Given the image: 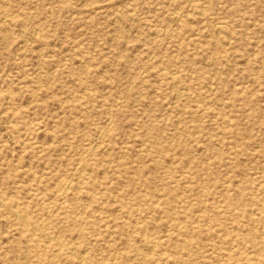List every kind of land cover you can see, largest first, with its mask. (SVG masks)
<instances>
[{
    "label": "rangeland",
    "instance_id": "rangeland-1",
    "mask_svg": "<svg viewBox=\"0 0 264 264\" xmlns=\"http://www.w3.org/2000/svg\"><path fill=\"white\" fill-rule=\"evenodd\" d=\"M0 197V264H264V0H0Z\"/></svg>",
    "mask_w": 264,
    "mask_h": 264
},
{
    "label": "bare ground",
    "instance_id": "bare-ground-1",
    "mask_svg": "<svg viewBox=\"0 0 264 264\" xmlns=\"http://www.w3.org/2000/svg\"><path fill=\"white\" fill-rule=\"evenodd\" d=\"M178 21H179V20H178ZM217 24H218V23H217ZM173 26H174V25H173ZM229 34H230V33H229ZM153 55H154V54H153ZM150 58H151V57H150ZM94 143H95V142H94ZM94 143H93V144H94ZM92 146H93V145H92ZM78 161H79V160H78ZM78 163H80V161H79ZM83 163H84V162H82V164H83ZM79 165H80V164H79ZM75 167H76V166H75ZM80 167H81V165L79 166V172L81 171V170H80ZM82 167H83V166H82ZM83 169H84V168H83ZM83 169H82V170H83ZM71 179H72V178H71ZM67 182H68V181H67ZM70 183H71V182H70ZM70 183H69V184H70ZM67 184H68V183H67ZM65 185H66V184H65ZM67 186H68V185H67ZM65 188H66V187H65ZM67 188H68V187H67ZM62 191H63V190H62ZM0 198H1V197H0ZM3 204H4V201H3ZM14 206H15V205H14ZM51 206H52V205H51ZM10 207H12V206H10ZM10 209H11V208H10ZM12 209H14V208L12 207ZM15 209H16V207H15ZM15 209H14V211H15ZM174 210H175V209H174ZM15 213H16V212H15ZM17 213H18V212H17ZM16 216H17V214H16ZM18 216H19V215H18ZM25 217H26V216H25ZM16 218H17V217H16ZM28 219H29V218H28ZM38 219H39V218H38ZM42 219H45V216H43ZM46 219H47V218H46ZM23 220H24V219H23ZM26 221H28V220H26ZM32 221H33V220H32ZM42 221H43V220H42ZM44 221H45V220H44ZM47 221H48V220H47ZM23 222H24V221H23ZM23 222H22V223H23ZM27 223H30V222L28 221ZM40 223H41V222H40ZM40 223H37L36 225H34L33 228H32V230H35V231L42 230L43 225H42V223H41V224H40ZM26 228H27V226H26ZM33 233H34V232H33ZM33 233H32V235H33ZM40 233H41V232H40ZM49 236H50V235H49ZM47 237H48V236H47ZM54 237H55V236H54ZM58 241H59V239H58ZM49 242H50V239H49ZM45 243H46V242H45ZM61 243H62V242H61ZM63 244H64V243H63ZM44 245H45V244H44ZM60 245L62 246V244H60ZM60 245H59V243H56V244H54V245L52 244V247H56V246H57V247H61ZM64 246H65V245H64ZM40 248H41V247H40ZM49 248H51V247H49ZM66 248H67V247H66ZM47 250H51V249H47ZM67 251H68V249H67ZM150 251H151V250H150ZM71 252H72V251H71ZM73 252H75V251H73ZM73 252H72V253H73ZM72 253H71V254H72ZM68 254H69V253H68ZM73 255H74V254H73ZM76 255H77V254H76ZM77 259H78V258H77ZM86 260H87V259H86ZM85 264H86V263H85ZM96 264H97V263H96Z\"/></svg>",
    "mask_w": 264,
    "mask_h": 264
}]
</instances>
